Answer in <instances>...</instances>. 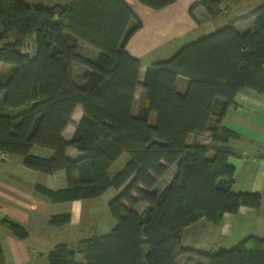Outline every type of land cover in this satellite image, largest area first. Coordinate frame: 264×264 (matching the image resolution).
<instances>
[{
  "label": "trees",
  "instance_id": "obj_1",
  "mask_svg": "<svg viewBox=\"0 0 264 264\" xmlns=\"http://www.w3.org/2000/svg\"><path fill=\"white\" fill-rule=\"evenodd\" d=\"M137 1L160 9L175 0ZM200 4L227 25L149 65L139 83V60L126 52L125 43L141 23L123 0H0V62L10 66L0 75V151L22 157L35 171H64L65 187L34 186L51 201L95 198L126 183L108 202L115 220L110 231L79 240L74 250L54 245L48 264H178L184 253L203 259L194 264H264V238L253 235L208 253L181 246L182 229L198 219L216 224L223 213L261 203L258 193L231 190L234 169L226 151L207 158V144L188 145L186 138L208 132L225 142L232 133L220 121L235 93L245 88L264 93V3L250 13L253 26L243 33L219 0ZM79 41L98 50L95 59L78 54ZM73 63L88 70L80 86ZM177 76L188 79L182 93ZM138 86L142 93L133 116ZM77 105L82 115L67 142L62 131ZM33 146L52 155H32ZM68 146L80 155L69 157ZM122 153L126 163L109 175ZM172 165L170 180L153 189ZM138 203L145 205L141 211L135 209ZM69 221L68 212L49 218L53 226ZM4 225L20 239L27 236L17 224Z\"/></svg>",
  "mask_w": 264,
  "mask_h": 264
},
{
  "label": "crops",
  "instance_id": "obj_2",
  "mask_svg": "<svg viewBox=\"0 0 264 264\" xmlns=\"http://www.w3.org/2000/svg\"><path fill=\"white\" fill-rule=\"evenodd\" d=\"M200 1L175 0L165 7L153 9L137 0H123L141 23L125 43L126 52L139 60L137 75L139 83L142 82L149 65L168 59L182 45L227 25V20L222 15L210 17ZM253 1L252 5H248V2L240 0H236L234 4L219 0L221 7L223 5L231 7L230 11L236 18L233 27L239 33L252 28L255 17L250 13L264 3V0ZM133 23L131 21L129 25L132 26ZM77 52L89 60L95 59L98 54L95 47L83 41L78 42ZM9 67L8 64L0 62L2 77L6 75ZM72 70L74 82L80 86L83 75L88 70L78 63L72 64ZM187 83L186 77L177 76L175 84L179 92H184ZM141 93L142 88L136 87L131 108L133 116L137 113ZM0 107H2L1 103ZM81 115L82 108L77 105L71 115L70 123L62 131L65 141L71 139L74 124ZM153 120L154 115L151 114L149 121L153 122ZM220 125L232 133L225 142L212 140L209 133L205 132L198 135L189 134L186 143L207 144L209 146L207 158H211L215 150L226 151L227 163L234 169L231 190L258 193L261 203L257 209L242 206L234 213H223L216 224L200 218L185 226L181 231V246L202 253L214 252L220 248L229 249L251 235L264 238V93L248 88L236 92L232 103L221 118ZM29 153L42 157L52 155L51 150L39 146L31 147ZM66 153L71 158L80 155L72 146L67 147ZM127 159V154L122 153L109 167L108 173L114 166L113 172H117ZM175 171V165L169 167L153 189L159 191ZM164 177L162 184L159 185ZM36 184L52 190L63 188L66 186L65 173L57 171L46 174L29 169L24 166L22 157L18 155L7 154L5 159H0V264H48L47 254L53 246L58 243L67 245L65 242L67 229L77 226V231H80L79 236H82L91 232L95 225L89 223L90 219H87L88 223L83 225V206L79 202L82 199L51 201L35 191ZM125 185L126 183L115 189V193L117 194ZM63 205H66V209ZM144 206L143 203H138L135 209L141 211ZM62 210H67L70 214V221L60 226L49 224L50 216L65 213ZM5 221L23 227L27 236L20 239L13 235L5 227ZM112 227L113 218L111 222L106 220V224L100 227L101 231L106 233L99 235L107 234ZM75 245L72 248L67 246L74 250ZM79 257L81 256L77 254L76 260L81 263ZM185 257L188 260L184 264L203 261L196 254L184 253L177 257V263ZM190 257L196 258V261H192Z\"/></svg>",
  "mask_w": 264,
  "mask_h": 264
},
{
  "label": "rangeland",
  "instance_id": "obj_3",
  "mask_svg": "<svg viewBox=\"0 0 264 264\" xmlns=\"http://www.w3.org/2000/svg\"><path fill=\"white\" fill-rule=\"evenodd\" d=\"M224 1L225 2H229L231 4H234L236 0H224ZM240 1L241 2H248L247 3L248 5L249 4L252 5L254 3L253 0H240ZM224 7H227L226 9L231 10V7L228 6V5H225ZM229 12H231V11H229ZM47 150L50 151V149H47ZM44 157H46V156H44ZM114 168H115V166L112 167V169H110V171H109L110 175H112L114 173L113 172ZM164 179H165V177L160 180L159 185L162 184ZM115 196H116L115 189L114 188H109L100 197L87 198V199H82L81 201H79L81 203V205L83 206V212H84L83 225L88 223L87 219L91 220V221H89L90 224L92 222V224L95 223V225H93V229L91 230V232H89L88 234L82 235V236H79L80 235V231H77V229H78L77 226H75V227H73L71 229H67L66 230V234H65V242L67 243V245L69 247H71V248L74 247V245L78 241L77 239L81 240V239H85L87 237H90L92 235H99V234H102V233H106V232H103V230L101 231L100 227H102L103 224H106V220L111 222L112 217H111V215L109 213L107 205H108V202ZM63 208L66 209V205H63ZM62 211L67 212V210H62ZM114 224H115V220L113 219V226H114ZM97 225H99V226H97ZM95 226H97V227H95ZM79 258L81 259V261H83L82 257H79ZM190 258L192 259V261H196L195 260L196 258H192V257H190ZM187 260H188V258L185 257V258H183L181 260H178V263L179 264L180 263L184 264Z\"/></svg>",
  "mask_w": 264,
  "mask_h": 264
},
{
  "label": "built area",
  "instance_id": "obj_4",
  "mask_svg": "<svg viewBox=\"0 0 264 264\" xmlns=\"http://www.w3.org/2000/svg\"><path fill=\"white\" fill-rule=\"evenodd\" d=\"M7 153L0 151V159H5Z\"/></svg>",
  "mask_w": 264,
  "mask_h": 264
}]
</instances>
